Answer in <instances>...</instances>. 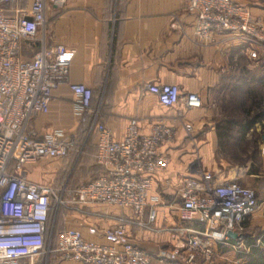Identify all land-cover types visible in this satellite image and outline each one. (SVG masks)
Segmentation results:
<instances>
[{
    "label": "built area",
    "instance_id": "obj_1",
    "mask_svg": "<svg viewBox=\"0 0 264 264\" xmlns=\"http://www.w3.org/2000/svg\"><path fill=\"white\" fill-rule=\"evenodd\" d=\"M67 1L0 0V264H48L53 254L84 264H154L129 240L126 228H152L157 214L156 205L149 203L152 176L169 164L158 148L175 139L176 129L157 120L143 133L138 120L131 118L123 139H114L100 121V107L93 105L92 88L70 81L74 49L46 44V7H63ZM184 9L195 18L196 39L227 34L247 43L248 57L264 65V24L247 9L232 0H185ZM26 41L39 45L32 58L23 56ZM61 85H68L76 96V115L89 117L87 135L96 136L94 158L103 169L98 177L77 186L68 180L60 186L39 183L28 177L26 169L41 159L66 158L77 147V137L67 136L62 129L38 138L30 128L36 115L48 111ZM145 88L166 107L180 103L191 110L202 105L198 93L181 94L175 84L150 83ZM182 128L191 135L189 122ZM191 169L195 174V162ZM196 173L199 178L185 176L178 190L176 209L182 226L176 230L185 237L163 254L172 264H190L198 256L211 263L216 243L246 250L245 224L259 206L253 188L226 179L220 171ZM92 204L129 207L135 217L147 209V218L112 217L116 225L104 231L106 242L87 239L75 228L55 232L50 226L58 214L92 213L88 209ZM193 220L206 226L183 225ZM88 232L95 235L97 229L90 227Z\"/></svg>",
    "mask_w": 264,
    "mask_h": 264
},
{
    "label": "crops",
    "instance_id": "obj_2",
    "mask_svg": "<svg viewBox=\"0 0 264 264\" xmlns=\"http://www.w3.org/2000/svg\"><path fill=\"white\" fill-rule=\"evenodd\" d=\"M232 1L264 24V0ZM184 3L185 0H68L63 7L51 4L46 7L47 46L62 44L74 49L70 81L92 88L93 105L101 109L100 121L112 131L115 140L123 139L131 118L138 120L143 133H147L157 120L176 129L175 139L158 148L159 153L168 157L169 164L166 170L152 176L149 203H154L157 209L152 228L136 225L126 228L129 240L148 253L154 264H172L163 254L185 237L176 230L182 226L176 207L180 202L178 190L185 176L197 179L196 171L201 169L220 171L226 179L240 180L244 184L250 183L248 177H258L257 172L249 173L247 167L233 166L217 155L215 132L218 114L215 92L221 79L233 71V51L243 55L251 68L248 44L219 33L205 41L196 39L195 18L185 11ZM22 47L23 56L32 58L39 45L26 41ZM150 83L175 84L181 94L198 93L202 105L191 110L184 109L180 103L163 106L146 90ZM75 100L76 96L68 85L59 86L53 93L48 111L36 115L30 124L35 136L43 138L55 129H62L67 136L81 139L89 117L76 115ZM185 122L192 125L190 136L182 128ZM96 141L94 136V151L86 160L87 164L96 167L94 178L103 172L95 163ZM259 150L264 158V135ZM46 159L53 164L46 165L43 161L28 165V177L39 183L64 184L68 177H62L66 170L62 166L63 158ZM194 162L195 174L191 169ZM86 182L68 180L71 186ZM258 203L246 224L251 229L264 231V198ZM88 209L92 213H66L61 219L65 227L60 229L75 228L87 239L106 242L104 231L116 225L112 217L144 221L147 218V209L138 217L129 207L92 204ZM183 225L203 229L206 223L193 220ZM90 227H95L97 234H89ZM232 249L216 243L211 263L198 256L190 264H243L244 261L237 256L232 260ZM49 261L48 264H84L61 260L57 254H53Z\"/></svg>",
    "mask_w": 264,
    "mask_h": 264
},
{
    "label": "trees",
    "instance_id": "obj_3",
    "mask_svg": "<svg viewBox=\"0 0 264 264\" xmlns=\"http://www.w3.org/2000/svg\"><path fill=\"white\" fill-rule=\"evenodd\" d=\"M232 56L233 71L221 79L214 97L218 108L217 155L235 164H253L258 161L260 137L264 135V65L258 62L254 70L247 66L243 55L233 51ZM257 125L261 133H256ZM248 172L256 173L257 169ZM61 219L58 214L56 222ZM244 244L247 249L237 253V257L245 264H264V231L245 235Z\"/></svg>",
    "mask_w": 264,
    "mask_h": 264
},
{
    "label": "rangeland",
    "instance_id": "obj_4",
    "mask_svg": "<svg viewBox=\"0 0 264 264\" xmlns=\"http://www.w3.org/2000/svg\"><path fill=\"white\" fill-rule=\"evenodd\" d=\"M250 64H251L250 65L251 69L255 70L258 68L259 63H256L253 60H251ZM255 131L256 133L262 132L260 125L256 126ZM77 139H78V144H77L76 149L72 151V153L68 157L63 158L64 164L62 166L66 167V170L63 172L62 177H64L65 179V177L67 176L69 181L71 179L76 182H86L88 179L94 178L96 176V172H95L96 167L94 166V164L86 163V160L89 158L90 154L94 151V148H93L94 136H88L87 131H85V133L83 134V137L81 139L79 138ZM250 151L251 150H249V154L251 153ZM257 159L258 161L256 160L255 162H253V164L249 162L246 165L235 164V163L229 162L228 160L226 161L228 162V164H231L233 166L236 165L240 167H247V172L248 170L257 169L258 177L257 178L256 177L253 178L251 176L248 177L250 179L249 184H244L240 180H236V181L243 185L253 188L257 195L258 201H262L264 198V158H263V153H261V151H259V154H257ZM43 161L46 165L53 164L51 160H48V159H41L37 161L36 163L43 162ZM53 220L54 219L51 220L50 226L53 227L54 231L65 227V223L63 221L58 220L57 222L54 223ZM257 232H258L257 229L255 228L251 229L249 228V225L247 226V224H245V235L251 234V233L253 234ZM232 250H233L232 260H234L233 256L236 257L239 251H236L235 249H232ZM242 251L244 250L242 249Z\"/></svg>",
    "mask_w": 264,
    "mask_h": 264
},
{
    "label": "water",
    "instance_id": "obj_5",
    "mask_svg": "<svg viewBox=\"0 0 264 264\" xmlns=\"http://www.w3.org/2000/svg\"><path fill=\"white\" fill-rule=\"evenodd\" d=\"M228 235H229L231 238H235V233L229 232Z\"/></svg>",
    "mask_w": 264,
    "mask_h": 264
}]
</instances>
